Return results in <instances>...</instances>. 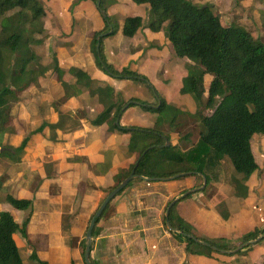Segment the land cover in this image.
Here are the masks:
<instances>
[{
  "label": "trees",
  "instance_id": "1",
  "mask_svg": "<svg viewBox=\"0 0 264 264\" xmlns=\"http://www.w3.org/2000/svg\"><path fill=\"white\" fill-rule=\"evenodd\" d=\"M135 1L148 4L149 11L154 13V18L145 27L154 32L163 30L173 54L193 63L189 65L191 81L182 83L180 91L191 93L197 104V110L186 115L200 125L196 140H191V129H184L188 125L181 118L173 116L165 120L163 115L169 113L172 107L163 99L158 98L155 103L135 97L124 99L119 93H115L112 86L92 79L82 68L59 67L56 56L48 55L44 46L45 10L39 0H0V155H8L14 161L19 159L29 140L27 136L15 147L1 145L2 135L10 123L11 103L18 101L30 86L50 75L65 97H76L84 91L96 97L99 108L90 120L92 126L105 124L107 133L118 131L128 135L125 147L129 153L135 154V159L124 171L122 169L113 176V184L105 190L106 194L134 168V174L152 178L153 181L182 174L173 179L198 175L205 177V184L210 180H218L220 172L224 170L223 182L232 189V195L245 197V182L258 167L251 149V139L254 134L264 135V35L254 37V40L248 39L247 29L243 24H223L216 7L209 3L193 0ZM105 4L99 0L98 8L103 11L104 27L91 33L89 44L95 64L110 77L143 81L136 71L128 68L118 71L105 61L102 53L103 39L116 32L106 13ZM143 26L140 16H126L123 19L122 35L131 37ZM261 29L264 32V21ZM204 75H210L223 91L219 101L207 115H203L201 110L206 103L203 97ZM133 104L139 105L144 111L157 113L152 126L120 124L121 115ZM78 125L79 122L73 120L70 113L58 112L55 122L43 120L30 133L42 135L47 128L50 131L49 138L57 141L56 129L73 131ZM171 132L177 133L176 142L171 141ZM166 141H169L167 146ZM7 149L16 154L10 155ZM225 163L230 167L228 172L225 170ZM109 166L108 160L96 164L102 172H106ZM133 181L143 180L139 177L133 179L119 193ZM119 193L108 202L96 220L92 237L97 235L98 222L105 217L112 200ZM191 194L189 192L176 200L168 212L169 225L174 229L173 236L184 243L187 253H235L264 240V226L249 231L237 243H229L225 237L216 240L193 234L182 219L176 218L173 210L180 200ZM5 201L19 210L32 206L30 199L15 198L10 194L5 195ZM214 206L223 219L228 217L225 200ZM26 223L27 220L19 227L11 212H0V264H22L13 234L19 231L25 235ZM240 246L242 248L236 250ZM79 248L83 257L84 238L80 241ZM30 257L37 264H47L34 253ZM90 261L97 264L91 257Z\"/></svg>",
  "mask_w": 264,
  "mask_h": 264
},
{
  "label": "crops",
  "instance_id": "2",
  "mask_svg": "<svg viewBox=\"0 0 264 264\" xmlns=\"http://www.w3.org/2000/svg\"><path fill=\"white\" fill-rule=\"evenodd\" d=\"M193 1L203 2L201 0ZM204 2L216 7L223 24L239 22L246 29L256 30V32L254 31L255 37L264 35L261 29V24L264 21V0H204ZM144 4L142 8L147 12V18L142 27L143 32L149 38L151 46H158V51L145 46L141 62H138L134 69L135 71L141 70L154 64L156 69L167 70L173 56L170 52L165 53L161 47L162 35L145 27L149 22L147 20L150 8L148 4ZM117 6L118 4L110 6L109 12L114 13ZM240 13L241 17L238 16ZM135 15L138 16V14ZM43 22L44 46L48 55L56 56L59 67L63 69H68L71 66L82 68L91 75L92 79L106 82L115 91L120 88L117 87V83L124 87L123 80L109 77L96 66L93 54L89 50L91 33L103 28L99 19L96 20L95 27H90L88 20L83 19L82 23L75 25L76 34L74 33L70 38L57 37L47 22L44 20ZM113 36L119 38L120 46L117 47L113 44L108 36L103 39L104 43L111 42V54L119 57L123 62L131 59L132 56L129 57L127 54L131 51L128 50L127 43L124 42L128 37L122 35V32L120 36L118 31ZM131 37L134 41H144V35L138 30ZM44 78L51 83L52 80L55 81L50 75ZM60 93L61 95H59ZM60 96H63V91L61 88H57L52 97L54 99ZM80 97L94 98L87 91L76 97L67 98L79 99ZM187 103L193 105L191 101H187ZM31 113L39 120L38 126L43 120L53 123L58 118L57 114L56 120H51L50 114L46 113V107L40 105L33 106ZM129 115L124 111L119 120L121 125L150 127L154 124L150 115L148 121L145 120V115L142 116L143 121L138 123L129 121V119L121 121V118H128ZM94 116L89 119L88 124L90 131L97 129L96 138L87 133L89 140L85 138L84 148L78 152L66 154L62 162L57 163L58 158L54 157L52 152L45 154L42 152L43 150L39 149L35 154L31 153L27 148V141L18 161L11 168L15 175H7V171L0 169V210L11 212L19 227L27 220L25 235L19 231L13 234L22 264H37L29 259L32 253L47 264H85L79 243L84 238L87 228V217L90 212L88 202L90 200V203L95 205L94 207L98 206L99 202L96 198L101 194L105 197V190L113 184V176L122 169L124 171L127 165L135 159V154L129 153L125 147L128 135L118 131L107 133L105 124L92 126L90 120ZM77 121L79 122V120ZM81 127L82 125L79 124L73 131L56 129L57 141L49 138L50 131L47 128L42 135L34 136L51 146L62 145L67 140L73 139L71 135L78 137L77 133ZM66 135L69 136L66 137ZM170 137L172 142H176L178 135L176 132L170 133ZM191 140L194 142L196 138L191 137ZM262 148V160L264 161V147ZM1 149L0 147V151ZM251 149L257 162L252 143ZM0 156L2 162H5L6 158L10 160L8 155ZM103 160L110 162L106 172H102L100 168L96 167V164ZM258 166L260 167V165ZM259 167L246 180L247 194L243 198L234 197L232 189L224 184L222 174L225 171L223 169L218 180L212 181L213 187L220 191L224 190L223 185L226 186L225 195H230L229 199L225 198L228 212L226 219L219 215L214 206L215 203L208 198L210 194L205 193L204 197L200 193L203 183L201 176L189 177L185 181L179 178L157 181L142 179L143 181L131 182L112 200L107 209L111 214L114 212L113 215L109 217L106 212L105 217L98 222V233L91 240L90 257L98 264H224L220 262V259H223L220 255H215L216 257L212 258L187 253L184 243L174 238V230H169L165 220H162L165 218V208L171 200H178L186 190L195 189L194 192L191 191L192 197L195 199L177 204V209L174 211L176 218L193 224L197 227V231L205 232L204 236L208 239L224 235L227 228L232 230L242 223L244 229L241 233L235 230L237 233L227 239L229 243H237L240 234L264 226V166ZM225 170L230 171L228 164L225 165ZM79 186L90 189L91 194H88L87 191L77 198ZM95 187H98L99 191L94 190ZM143 187L147 190L145 199L138 194ZM6 194L15 198L30 199L32 201L31 208L13 209L5 201ZM201 196L204 201L200 202V205L197 203V199ZM174 222L177 223V220L174 219ZM245 253H248L246 264H264V240L248 248Z\"/></svg>",
  "mask_w": 264,
  "mask_h": 264
},
{
  "label": "rangeland",
  "instance_id": "3",
  "mask_svg": "<svg viewBox=\"0 0 264 264\" xmlns=\"http://www.w3.org/2000/svg\"><path fill=\"white\" fill-rule=\"evenodd\" d=\"M106 4V13L109 16L112 26L121 36V28L123 24V19L126 17V15H135L138 14L143 19V25L145 24V20L147 18V12L145 11L142 6H144V3H138L135 0H125V1H119V0H102ZM204 2V0H201ZM41 5L43 6L45 10V14L43 16V20L47 22L50 28L53 29V33L57 37H66L70 38L71 35L74 33L76 34L75 25H79L78 23H82L83 19L88 20V24L90 27H95L96 20L99 19L104 27V20H103V11L98 8L99 0H39ZM118 4L117 8L115 9L114 13L109 12V7L112 5ZM125 16V17H124ZM239 17L242 16L240 13L238 15ZM124 17V18H123ZM123 18V19H122ZM154 18V13L149 11V17L148 21L152 20ZM103 29V28H102ZM139 32H142L144 35V41H134L131 38L128 37L125 38V43H127V48L131 53H127L131 59L123 62L119 59V57H115L110 52L111 42L115 44L117 47L121 45V41L116 36H108V39L111 41L109 43H104L102 46V53L105 58L106 63L111 64L115 69L118 71H121L122 68H128L130 70L135 71V66L140 63L142 59V53L144 52L145 46H149V48L153 49L154 51H158V46H151L149 38L146 37V34L143 32V28L138 30ZM254 31L256 30H250L247 29V38L254 40ZM154 32V31H152ZM162 35V41L163 43L160 44L161 47L165 50V53L170 52L173 56V59L169 61V66L167 67V70H160L156 69V66L154 64L146 66L145 68L141 70H136V73H138L143 79V81H136L132 80L130 78H120L118 80L124 81V87L126 85V88L122 87V84H116L119 89H116L115 93H119L124 99H128L131 97H137L140 100L149 102V103H155L158 98L163 99L169 106L172 107V110L169 111V113H165L163 117L167 121L169 118L171 119L173 116L181 118L182 122L188 125L185 127V130H190L192 134V138H196L198 136L199 132V123L198 121H194L191 117L186 116L189 113H193L197 110V104L193 99V96L191 93H181L180 89L182 88V83L190 82V75H189V65H192L193 63L190 62V60L185 58L176 57L173 54L172 46L170 42L168 41L166 35L164 34L163 30L156 31ZM257 34V33H256ZM103 35H105L103 33ZM160 47V48H161ZM176 57V58H175ZM91 76V75H90ZM102 76V75H101ZM110 77V76H109ZM113 78V77H111ZM210 75H204V81L203 84L205 86L204 88V94L203 97L206 99V103L204 106L201 107L202 114L207 115L210 111L213 110L214 106L217 104V102L220 99V93H222V88L219 87L218 83L214 81V79H210ZM46 78L40 79L37 84L30 86L26 91H24L20 99L16 102H12L10 106V123L9 127L6 132L3 133L1 138V145L2 146H10L15 147L17 146L20 141L27 136L29 138L27 148H29V151L33 154H35L39 149L43 150L42 152L45 154H48L47 152H52L54 157H57L59 162H62L64 160V156L66 154H72L74 152H78L84 148L85 138L89 140V136L93 135V137L96 138L97 135V129L90 131L89 126V119L94 116L97 113V110L99 108V104L97 102L96 97L90 98V97H80L79 99H71L67 98L64 95L60 96L58 98L52 97L54 93H56V89L60 88L55 81L52 80H45ZM116 79V78H114ZM185 79V80H184ZM209 79V80H208ZM121 89V91H120ZM61 95V93L59 94ZM187 101L192 102L191 104H188ZM132 102V101H131ZM46 107V113L50 114L51 120H56L58 112H64L66 111L72 112V118L73 120H79V124L82 125L80 131L77 133L79 136L73 137L70 141L67 140L66 143L60 145L57 144L55 146H51L45 143V141L40 140L39 137L34 136L32 132L37 128L39 120H37L36 117L32 116V108L33 106ZM77 106V107H76ZM190 109V110H189ZM125 112L130 114L128 118H121V121H125L126 119H129L138 123L140 121H143L142 116L145 115V120L148 121L149 115L151 119L155 120L157 117V113L144 111L139 105L133 104L129 106ZM185 126V125H184ZM175 133V132H171ZM69 135H66V137ZM252 147L254 149L258 165H260L259 168H262L264 166V161L262 160V147H264V136L261 134H254L251 139ZM1 147V146H0ZM50 147H53L52 149ZM2 150V149H1ZM9 154H16L12 150H6ZM1 152V151H0ZM1 157V156H0ZM63 159V160H62ZM18 159L9 160L8 158L5 159V162H2L0 158V169H3L7 171V175L14 176L15 173L11 168L15 166V162H17ZM125 170V169H124ZM61 173V171H60ZM189 177H196V175H187L182 176L180 179L182 181H185ZM179 179V178H178ZM203 182V180H202ZM213 182L208 181L207 184L204 185V188L201 189L200 193L204 196L205 193H209V199L213 201L215 204L224 201L225 198L229 199L230 195H225V189L226 186L223 184V191L215 189L212 185ZM201 186H203L201 184ZM78 189V195H83L85 192L88 194H91L89 192L90 189H85L82 186H79ZM94 187V186H93ZM94 190L99 191L98 187H95ZM120 192V191H119ZM118 192V193H119ZM139 195H142V198L145 199L147 195V190L145 187H143L138 193ZM105 195V194H104ZM131 196V195H129ZM203 196L198 197L197 203L200 204V202L204 201ZM100 197V198H99ZM96 198V200L100 203L103 200V196H99ZM205 197V196H204ZM195 199L192 197V194L190 196H187L186 198L182 199L180 203H183L187 200ZM199 201V202H198ZM98 203V204H99ZM177 204L174 206V211L177 209ZM201 205V204H200ZM226 205V203H225ZM94 204L90 203V200L88 202V210H90L89 215L87 217V225L93 216L96 208L94 207ZM10 207V205H9ZM12 207V206H11ZM10 207V208H11ZM14 209V207H12ZM1 211V210H0ZM108 216L110 217L113 215L107 210ZM106 215V213H105ZM163 220V219H162ZM197 221H200L199 219H196ZM185 225H187L193 234L205 237V232L199 230L197 231V227H195L193 224H190L186 221H183ZM244 229L243 224L241 223L238 227L227 228L226 233L221 236H216L215 238L210 239H218L219 237H225L226 239H230L232 235H235L238 230L242 231ZM201 231V232H200ZM235 231V232H234ZM203 232V233H202ZM248 231H246L244 234H240V237L237 241H240L241 238L247 234ZM257 244V243H255ZM251 246H254L251 245ZM202 250V248H200ZM248 250V249H247ZM247 250H241L239 252L233 253L232 251H226L224 252H218V251H212L210 252V255L207 254L206 251H203L205 254H196L204 257H212L215 258V255H220L223 259H220L221 263L224 264H246L248 256ZM232 252V253H231ZM29 259L32 262H36L35 259H32L29 257ZM98 264V263H97ZM103 264V263H102Z\"/></svg>",
  "mask_w": 264,
  "mask_h": 264
},
{
  "label": "water",
  "instance_id": "4",
  "mask_svg": "<svg viewBox=\"0 0 264 264\" xmlns=\"http://www.w3.org/2000/svg\"><path fill=\"white\" fill-rule=\"evenodd\" d=\"M219 15V14H218ZM165 145H169V141H166ZM136 165V164H135ZM189 174V173H188ZM182 174H176L174 176H171V177H167V178H161L160 180H168V179H173L177 176H180ZM141 178V179H144V180H147V181H153L154 179L152 178H149V177H145V176H141V175H136L134 174V168L130 171V173L121 181L119 182L114 188H112L106 195L105 197L103 198V200L100 202V204L98 205V207L96 208L93 216L91 217L88 225H87V228H86V232H85V235H84V250H83V261L85 264H92L91 261H90V248H91V240H92V230L94 228V225H95V222L96 220L100 217V215L102 214L103 210L105 209L106 205L108 204V202L119 192L121 191L130 181H132L133 179L135 178ZM205 177H203V183L200 188H203L204 185H205ZM194 192L195 189L193 190H186L185 192H183L182 196L186 195L187 193L189 192ZM181 196V197H182ZM177 199H173L171 200L166 208H165V212H164V216H165V224L167 226V228L169 230H174L172 227H170L169 225V221H168V212H169V209L171 208V206L174 204V202L176 201ZM259 239V238H257ZM199 241V240H198ZM201 243H203L202 241H199ZM242 247H237L236 250H240Z\"/></svg>",
  "mask_w": 264,
  "mask_h": 264
}]
</instances>
